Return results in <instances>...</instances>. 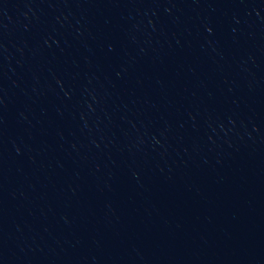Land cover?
<instances>
[{
	"label": "water",
	"instance_id": "95a60500",
	"mask_svg": "<svg viewBox=\"0 0 264 264\" xmlns=\"http://www.w3.org/2000/svg\"><path fill=\"white\" fill-rule=\"evenodd\" d=\"M0 264H264V0H0Z\"/></svg>",
	"mask_w": 264,
	"mask_h": 264
}]
</instances>
